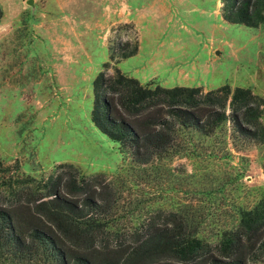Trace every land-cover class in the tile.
Wrapping results in <instances>:
<instances>
[{"label": "rangeland", "instance_id": "374dc122", "mask_svg": "<svg viewBox=\"0 0 264 264\" xmlns=\"http://www.w3.org/2000/svg\"><path fill=\"white\" fill-rule=\"evenodd\" d=\"M217 1L0 0L3 163L43 181L68 164L112 179L123 156L90 118L93 81L102 70L113 75L117 67L143 84L168 88L248 87L264 98V22L226 23ZM126 12L139 15L138 26L122 20ZM137 41L138 53L116 62L121 43ZM190 136L199 157H176L171 166L192 174L186 189L210 193L165 191L153 206L202 201L212 220L228 221L235 204L264 199V142L244 139L229 122L208 137ZM142 188L147 193L124 192L123 209L156 191Z\"/></svg>", "mask_w": 264, "mask_h": 264}, {"label": "trees", "instance_id": "16d2710c", "mask_svg": "<svg viewBox=\"0 0 264 264\" xmlns=\"http://www.w3.org/2000/svg\"><path fill=\"white\" fill-rule=\"evenodd\" d=\"M221 2L227 23L264 22V0ZM120 48L116 62L135 55L138 41ZM93 94L91 122L117 143L122 165L112 179L68 164L43 181L11 172L0 158V264H264L263 197L235 204L228 221L212 220L202 201L153 206L165 191L210 193L186 189L192 174L171 166L176 157H199L190 135L208 137L229 122L244 139L264 142L263 97L228 84L206 92L143 84L117 67L99 72ZM142 187L158 194L123 209L124 192L147 193Z\"/></svg>", "mask_w": 264, "mask_h": 264}, {"label": "crops", "instance_id": "0c3cea01", "mask_svg": "<svg viewBox=\"0 0 264 264\" xmlns=\"http://www.w3.org/2000/svg\"><path fill=\"white\" fill-rule=\"evenodd\" d=\"M217 6L218 7H220V10H221V8H222V2H221V0H219V1H217ZM222 11V10H221ZM121 13H122V11H121ZM127 14V12L124 14V15H126ZM130 15V14H129ZM221 17H222V14H221ZM140 17H139V15H137L136 13H132L130 16H127L126 15V17L125 18H122V20L123 21H131L132 23H134L136 26H138V24H139V22H140V19H139ZM222 19H223V17H222ZM223 21H224V19H223ZM227 23V22H226ZM139 46H140V44H139V41H138V51H139ZM138 53V52H137Z\"/></svg>", "mask_w": 264, "mask_h": 264}, {"label": "water", "instance_id": "95a60500", "mask_svg": "<svg viewBox=\"0 0 264 264\" xmlns=\"http://www.w3.org/2000/svg\"><path fill=\"white\" fill-rule=\"evenodd\" d=\"M27 3H28V4H31V3H32V0H27Z\"/></svg>", "mask_w": 264, "mask_h": 264}]
</instances>
